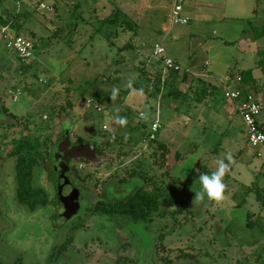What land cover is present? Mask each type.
<instances>
[{
  "label": "rangeland",
  "instance_id": "374dc122",
  "mask_svg": "<svg viewBox=\"0 0 264 264\" xmlns=\"http://www.w3.org/2000/svg\"><path fill=\"white\" fill-rule=\"evenodd\" d=\"M10 1L6 4L11 6L13 2ZM34 2L36 0H28L24 4L36 13L19 32L26 38L29 30L36 35L33 38V57L21 63L0 38V94L8 112L21 117L19 135L28 133L30 138L34 136L41 141V153L32 151L39 165L48 160L53 142L67 127L72 139L82 137L93 143L91 137L95 136L99 138V146L106 140L111 141L109 132H114L116 137L125 136V141L137 146L163 142L169 149L167 163L172 173L180 175L188 191L187 194L184 192L183 201L194 215V224L190 222V226L199 230L194 237L182 234L176 227L166 236L164 243L172 247L171 257L177 248H183L194 251L195 257L199 256L204 264H264V204L256 196L258 189L252 187L248 190L254 183L264 194V161L248 145L245 127L231 102L223 96L221 83L226 74L235 75L246 69L253 70L264 82V74L255 67L257 53L237 46L239 35L244 39L251 36L252 40L248 29L264 24V0L255 1L254 17L225 15L214 23V18L193 13L189 14L185 24H170L173 0H79L81 5L76 9V0H43L44 7L39 4L36 8ZM23 3L17 2L12 9L19 11ZM240 4L242 9L250 5L249 12H246L250 15L254 1L244 0ZM112 7L117 9L115 14L124 15L131 21L133 29L122 31L116 24L101 22V18L114 13ZM116 30L118 35L114 36ZM126 42L132 46L119 52V47ZM158 42H162L166 55L190 70L191 76L197 78L205 74L204 79L220 86L222 93L196 103L192 98L197 81L193 80L191 87L187 83L178 84L181 92L190 89L188 101L183 104H180L183 95L178 99L163 96L166 90L157 97L146 96L135 89L125 95L123 89L129 85L127 79L136 78L133 65L143 61L147 67L156 65L158 68L160 58L152 53L154 44ZM257 45L263 46V42L259 39ZM120 56H123L122 60ZM27 65L29 68L26 70ZM109 76L112 77L110 81L106 79ZM114 78H118V87L112 82ZM95 79L97 81L90 85ZM25 82L29 83L31 91L24 89ZM65 87L71 89L69 94ZM11 88L12 93H8ZM113 88L118 89L115 101L111 100ZM69 99L72 106L67 104ZM94 104L101 106L102 111L94 109ZM117 115L126 118L125 126L116 122ZM5 116L1 121L4 127H0V131L12 122L8 114ZM144 116L147 118H142ZM22 117L28 119V130L23 127ZM154 119H158L160 128L155 133V141H152L148 134ZM137 125L141 126L136 128ZM144 130L147 132L145 136ZM116 142L119 143L114 140L113 149L107 150L101 159L116 161ZM147 152L146 146L133 151L134 154ZM177 153L181 155L179 161L175 159ZM229 153L232 162L224 177V200L217 203L205 195L202 201L193 203L195 192L201 190L199 174L214 171L217 161ZM72 161L79 170L81 160ZM90 164L94 170L97 168L98 163ZM84 165L79 170L81 174L91 170L89 164ZM46 167L36 177L35 185L47 191L49 203L29 212L21 206L16 209L11 201L15 189L14 159L9 157L5 160L1 171L8 184L3 201L6 222L0 226V264H103L104 258H114L115 255L98 242L81 244L72 240L71 247L85 260L80 261L81 256L69 249L59 259L46 263L53 245L59 244L64 236L76 234L72 225L83 211L82 207L77 215L65 219L59 186L61 175L55 173L52 159ZM95 180L102 183V178L92 179V182ZM189 216L191 214L183 220ZM250 222L254 225L247 227L246 223ZM96 223V232L85 233L83 238L97 236L109 245L115 244L120 231L114 221L102 218ZM87 224L92 226L91 221ZM170 226L169 222L167 228ZM190 226L185 225L184 232L191 231ZM126 229L129 231L127 236L133 239L129 224ZM139 233H134L136 239L141 235ZM216 235L218 239H213ZM192 238L196 243L188 246ZM205 250L208 256L204 255Z\"/></svg>",
  "mask_w": 264,
  "mask_h": 264
},
{
  "label": "flooded vegetation",
  "instance_id": "af4514ba",
  "mask_svg": "<svg viewBox=\"0 0 264 264\" xmlns=\"http://www.w3.org/2000/svg\"><path fill=\"white\" fill-rule=\"evenodd\" d=\"M19 61L21 63L26 62L21 61V59H19ZM11 87L13 88L14 86L11 85ZM12 88L8 89L7 92L12 93ZM6 114L11 117L12 122L5 125V129L0 131V226L6 222L3 214V201H5L7 196L5 187L8 183L3 180L1 171L6 158L11 157L14 159L13 184L15 189L14 197L11 198V201H13L15 208L19 209V206H21L25 210L33 212L43 207L40 206L35 210H30L27 206H24L18 201L16 196L17 180L15 172L16 161L19 155L21 153L23 154V152L19 154V140L26 137L32 143L36 141L37 147L33 150L39 153H41V141L39 140L38 143V138L35 139L34 136L30 138L28 133L19 135V118L21 117H17L8 112L4 105L3 97L0 94L1 129L4 127L1 121H3L2 118L5 119ZM23 121L25 124L26 118H23ZM26 126L28 130L29 127L28 125ZM67 133L70 135V129L68 127L63 129L60 136H58V140L53 142L51 149L48 151V160L45 161L44 165H39L38 158L33 154V150L31 151V155L37 161L33 170L32 183L34 186L41 187L35 185V179L42 174L44 169H47L46 165L50 162V159L54 162L55 173L60 174L58 165L61 158L56 160V151L59 143L64 139ZM91 139H93V143L86 141V139L82 137L73 139L70 137L71 145L88 143L94 148L96 161L73 159L81 160L78 164L79 170L85 167L84 164H89L91 168L90 172L81 174L79 170L75 168L73 161L70 160L64 174H60L62 178L65 176L68 179L70 186L72 185L77 189V209L75 212L69 213L71 207L74 206L75 200L73 201L71 195H67L68 187H63L61 183L62 180L60 179L59 186L62 191L61 203L64 210L62 214H64L63 216L65 219H70L74 215H77L83 207L81 216L74 221L72 225V228L76 230V234H79L64 236L59 244L53 245L49 254H47L46 263H50L49 257L51 254L54 258L58 256L57 259H59L65 255L69 249L81 256L80 261L85 260L83 256L78 251L73 250L70 245L72 240H77L81 244H85L86 242L90 244L98 242L110 250L115 257L104 258L105 262L103 264H204L203 261H200L198 258L199 256L195 257L194 251L191 249L177 248L176 251H174L175 254L171 257V253H173L172 247L164 243L165 237L173 233L176 227H178L179 232L182 234H190L194 237L199 231L196 226H190V222L194 224V215L183 201V194L184 192L187 194L188 191L180 175L173 174L170 165L167 163V154L169 152L167 145L163 142H158L155 145H151L150 143L146 145L144 142V146L148 148V152L134 154L133 151L135 149L144 146H137L125 141V136L110 138L109 140L111 141L106 140V142L102 143L100 146L98 145L100 144V142H98L99 138L92 136ZM114 140L119 142H116V161L110 158L106 160L101 159L107 150L113 149ZM160 144L165 145L166 152ZM180 157L181 155L177 153L175 156L176 161H179ZM92 162L98 163L95 170L90 164ZM178 172H180L179 169ZM95 178H102V183L99 182V180L92 182V179ZM181 186L182 189L180 191L179 189ZM41 188L44 189L43 187ZM184 188L186 189L185 191ZM46 194L48 199L47 205L49 203L47 191ZM138 196H142V203H139L138 199L135 200V197L138 198ZM189 214H191V216H189L190 218L184 221L183 218H187ZM99 218H104L105 221L107 219L112 220L116 224L117 230L120 231V233H118L117 242L115 244L109 245L100 237L97 238V236L87 239L83 238L85 237V233L90 234V231L96 232V222H100ZM167 220L171 225L168 228ZM89 221L92 222L91 227L87 224ZM127 224L132 228L133 239H131L129 235L127 236V233H129L126 229ZM187 224L192 227V230L184 232V226ZM138 231L141 232L139 233L141 235L136 239L134 233ZM213 239H218L217 235L216 238L213 236ZM81 240H83V242H81ZM194 243H196V241L193 239L189 242L188 246H192ZM60 249L62 252L57 255L56 252H59ZM204 252V255L208 256L207 250Z\"/></svg>",
  "mask_w": 264,
  "mask_h": 264
},
{
  "label": "trees",
  "instance_id": "16d2710c",
  "mask_svg": "<svg viewBox=\"0 0 264 264\" xmlns=\"http://www.w3.org/2000/svg\"><path fill=\"white\" fill-rule=\"evenodd\" d=\"M9 0H0V27L7 28L11 33L13 34H19L20 30L24 28L25 24L30 20V18L36 13V10H29L28 7H24V4L28 2H24V0H11L10 2H13V5L10 6L9 3L6 4ZM24 3H23V2ZM79 0H76V4L74 5V8L80 7L81 3H78ZM17 2L23 3V7L19 9V11H15L14 6ZM31 2V1H30ZM29 2V3H30ZM43 0H36V2L33 3L34 7H38L39 4H41ZM31 4V3H30ZM114 9L113 14H109L106 17L101 18V22L104 24H116L120 27L122 31H126L129 29H133L131 21L127 20L125 16L123 17L115 14L117 9L115 7H112ZM116 9V10H115ZM93 10V9H92ZM124 14V13H122ZM121 17V18H120ZM56 29H53L55 32ZM252 40L256 41L258 39L264 40V24L259 26L257 28L252 27ZM111 35V34H110ZM117 36V30L114 33V36ZM113 36V35H111ZM26 37V36H24ZM34 37L36 35L32 30H29V39L31 40L33 47H34ZM132 45L129 42L124 43L121 47H119V52L127 49L128 47H131ZM34 52V51H33ZM256 53L258 55V58L255 62V67L259 68L261 72L264 74V44L261 47H257ZM120 59H123V56H120ZM146 59V58H145ZM22 61V60H21ZM25 62V61H24ZM162 59L158 61V68L156 65H151L150 67H147L146 64L143 61H140L138 65H133L132 71L136 73V78H128V86L123 89V93L126 95L128 94L129 90L135 89L146 96H158L162 94V91L166 90L163 96L168 95L172 97L173 99H178L179 96L183 95L184 98H181L180 104H183V102L188 101L187 96L190 91V89H187L183 92L178 88V84L180 83H187L189 87H191V84L193 80L197 81V84L195 86V90L193 92V100L196 103H202L207 99H213L216 96L220 95L222 93V89L220 86H216L212 82L205 80L202 77L195 78L194 76H191L187 72H180V71H173V70H164V67H161ZM30 63V62H28ZM30 66V64H28ZM26 66V70L29 68V66ZM36 75V71H34L33 76ZM239 76L241 78V83L238 85V87L242 88L243 90H257L259 88L257 81L252 76L251 69L242 70L240 73H236L235 75L228 74V78H236ZM191 77V78H189ZM112 77H107L106 79L108 81L111 80ZM68 80L72 81V78H69ZM97 79L91 82L90 85H93ZM112 82L118 87L117 82L118 78H115L112 80ZM264 86V84H263ZM24 89L31 91L29 83H24ZM71 89L69 87H65V92L69 94L68 92ZM73 96V95H72ZM92 101V100H91ZM67 104L69 106L73 105L72 100H68ZM62 108V106H61ZM102 108V107H101ZM177 108V106L175 107ZM103 109V108H102ZM102 111V110H101ZM100 111V112H101ZM53 109V114L54 113ZM264 115V113L262 114ZM261 115V117H262ZM260 117V119H261ZM26 123H28V119H26ZM24 124L25 128H27V124ZM141 125H137L136 128H139ZM143 126V125H142ZM144 136L147 134V132L143 131ZM150 134V133H149ZM148 134V137H149ZM109 135L111 138H115L116 135L114 132H109ZM38 143L39 140L37 139ZM152 141H155V137L152 139ZM160 146L163 147L164 151L166 152V148L164 144H160ZM37 147V142H30L29 139L26 137L19 140V158L16 161V180H17V189H16V196L18 198V201L22 203L24 206H27L30 210H35L36 208L40 206H44L47 203V194L44 189L41 187H36L32 183L33 179V170L37 164L36 159L31 155V151ZM252 187H255L256 189V196L257 198H261L262 204H264V194L260 193L259 189H261L256 184H251L248 188L251 189ZM264 190V187L262 188ZM138 199L139 203L143 202L142 196L135 197V200ZM132 201V200H131ZM150 209V208H149ZM248 216V214H247ZM253 222L246 223L247 227L253 226ZM67 243V242H66ZM62 252L60 249L58 253ZM58 257V256H57ZM57 257H52V254L50 255L49 259L50 262H53L57 260Z\"/></svg>",
  "mask_w": 264,
  "mask_h": 264
},
{
  "label": "built area",
  "instance_id": "2783aa9c",
  "mask_svg": "<svg viewBox=\"0 0 264 264\" xmlns=\"http://www.w3.org/2000/svg\"><path fill=\"white\" fill-rule=\"evenodd\" d=\"M186 0H173L172 9L169 15L170 24L188 22V18L183 15L182 9ZM44 7V4H40ZM0 38L5 44L6 49L14 52L19 59L27 61L33 57V44L29 38L19 34L11 33L7 28L0 27ZM152 53L162 59L164 70L184 71L190 74L184 65L175 61L166 55L162 42L155 43ZM223 88V96L228 99L234 109V112L240 117L245 127V135L248 145L255 149V155L264 161V125L260 122V117L264 113V88L257 90H243L238 87L241 78L237 76L232 81H221ZM88 103H92L87 99ZM94 109L101 111L102 108L98 104L93 105ZM160 123L158 119L151 122L149 138L153 139L155 133L159 130Z\"/></svg>",
  "mask_w": 264,
  "mask_h": 264
},
{
  "label": "crops",
  "instance_id": "0c3cea01",
  "mask_svg": "<svg viewBox=\"0 0 264 264\" xmlns=\"http://www.w3.org/2000/svg\"><path fill=\"white\" fill-rule=\"evenodd\" d=\"M244 0H186V2L183 5V9H182V13L183 15H185L187 18H189V14L192 15L193 13L196 14L197 16H202L204 15L205 17L208 18H214V23H218L219 22V18H221V16H235V17H241V18H248V17H254L256 16V4L258 3L257 0H253L254 1V5L253 8L250 12V15H246V12H249V7L250 5H245V8H241V2ZM255 1L257 3H255ZM256 6V7H255ZM241 12H245V13H241ZM243 16V17H242ZM250 21H247V23H249ZM197 23V21H196ZM250 34L252 35V31L251 28L248 29ZM239 41L237 42V46L238 48H241L243 50L245 49H249L251 51H253L254 53H256L257 47H261L259 45H257V41H253L251 40V36H249L248 38L246 37L245 39L241 37V35H239ZM261 42H263L264 44V40L261 38L260 39ZM183 65V64H182ZM189 70V69H187ZM258 70H260L258 68ZM252 71V76L253 78H255V80L257 81V84L260 87H263L264 82L260 81V79L258 78L259 75H255L254 71ZM190 72V70H189ZM261 72V70H260ZM262 73V72H261ZM263 74V73H262ZM190 75H193L190 72ZM207 76H209V74H207ZM211 76V74H210ZM199 77L202 78H206V75H200ZM225 81H232L234 80V78H228L227 74L224 78ZM260 122L264 125V115H262Z\"/></svg>",
  "mask_w": 264,
  "mask_h": 264
},
{
  "label": "clouds",
  "instance_id": "9594fccd",
  "mask_svg": "<svg viewBox=\"0 0 264 264\" xmlns=\"http://www.w3.org/2000/svg\"><path fill=\"white\" fill-rule=\"evenodd\" d=\"M118 94V89L113 88L111 100L115 101ZM142 118H147L146 116ZM115 120L122 127L126 125L127 120L125 117L116 116ZM227 161V162H225ZM232 162L231 154H227L224 158L217 161V165L214 171L211 173H200L199 182L201 185V190L195 192V197L193 203L202 201L206 195L209 200L220 203L225 198L226 185L224 183V177L230 169V164Z\"/></svg>",
  "mask_w": 264,
  "mask_h": 264
},
{
  "label": "water",
  "instance_id": "95a60500",
  "mask_svg": "<svg viewBox=\"0 0 264 264\" xmlns=\"http://www.w3.org/2000/svg\"><path fill=\"white\" fill-rule=\"evenodd\" d=\"M61 158L59 163L60 174H64L67 169V164L70 160L73 159H86L90 161H96L94 148L86 143L80 145H71L70 135L67 133L64 139L59 143L56 151V160ZM62 186L68 187V196L71 195L73 197V201L75 200L74 206L71 207V211L69 213H73L76 211V195L77 189L75 187L70 186L68 179L64 176L61 177ZM69 185V186H68ZM66 195V197H67Z\"/></svg>",
  "mask_w": 264,
  "mask_h": 264
}]
</instances>
